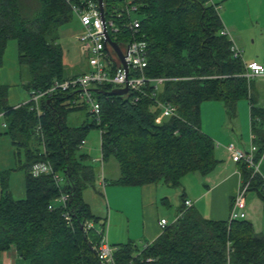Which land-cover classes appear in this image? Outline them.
Listing matches in <instances>:
<instances>
[{
	"label": "trees",
	"instance_id": "obj_1",
	"mask_svg": "<svg viewBox=\"0 0 264 264\" xmlns=\"http://www.w3.org/2000/svg\"><path fill=\"white\" fill-rule=\"evenodd\" d=\"M134 1L140 17L137 38L148 49L146 74L167 78L156 99L176 105L178 117L156 122L155 98L131 103V94L93 91L100 104V123L91 120L69 127L67 113L86 109L72 104L71 92H58L48 102L41 100L38 115L30 103L8 105V86L0 84V115L5 124L1 134L10 138L15 154L19 156L22 149L24 157L20 167L23 199L12 198L7 190L8 172L0 173V255L13 247L28 264H99L95 246L100 237L81 228L84 220L101 221L83 200V192L94 189L97 178L89 155L79 147L91 128L103 130L101 160L112 157L117 162L118 176L109 181L115 186L163 183L178 188L188 174H209L216 165L215 143L200 127V105L207 100L221 101L232 118L236 102L247 99L258 145L256 158L264 152V107L254 106V79L244 77L241 58L232 57L231 41L222 33L214 5L208 0ZM37 4L29 17L22 0H0V66L7 41L14 39L18 63L29 73L23 85L27 92L69 77L53 31L70 21L72 13L64 0H37ZM130 38L129 32L118 34L122 41ZM96 88L113 89L110 84ZM37 125L42 141L35 132ZM36 162H46L62 174L64 185H57L50 175L32 177L29 169ZM239 165L246 180L250 171ZM250 188L264 203V181L259 175L252 178ZM63 194L69 196L64 208L55 205ZM114 248V260L121 264H142L146 258L153 260L149 264H264V236L255 233L252 223L246 219L211 221L194 208L186 210L143 252L132 244Z\"/></svg>",
	"mask_w": 264,
	"mask_h": 264
},
{
	"label": "built area",
	"instance_id": "obj_2",
	"mask_svg": "<svg viewBox=\"0 0 264 264\" xmlns=\"http://www.w3.org/2000/svg\"><path fill=\"white\" fill-rule=\"evenodd\" d=\"M68 5L72 16L79 23L80 31L75 35L76 41L79 43L81 53L86 59L87 69L77 75L69 76L63 80H54L50 86L44 89L30 91L29 99L24 103H30V109L34 110L38 115L41 114V100H49L58 92H71L73 99L72 104L83 105L90 119L95 123H100V104L94 95L93 88L100 85L110 84L113 88L127 87L128 91L125 94H131L130 102L138 103L140 99L148 97L156 99V92L159 86L167 79L164 77H154L146 74L147 67V44L144 40L137 38V33L140 27L139 6L134 0H64ZM208 3L213 4L215 9L218 5L213 0H208ZM102 8V11H101ZM104 17V20L102 19ZM107 32L111 41L115 42L122 52L123 61L118 57L113 48L106 44L104 32ZM129 32L131 38L128 41L118 39V34ZM222 33L226 34L223 30ZM121 43V44H119ZM230 50L232 57L241 58V50L231 42ZM243 76L247 79H252L262 75L264 68L262 64L251 61L244 63ZM126 70V71H125ZM155 107L159 109V114L156 116V122H159L163 117H178L177 106L160 100H155ZM1 116V115H0ZM2 117V116H1ZM90 120V121H91ZM3 126L5 124L3 123ZM35 132L41 136V126L37 125ZM101 140L102 129H98ZM86 144L85 139L81 140L79 147L82 148ZM231 160L235 164H244L250 171L246 180L241 181L240 188L233 198V202L228 215V222L245 219L246 210V193L250 188V181L256 175H259V161L256 158L257 147L254 143H250L249 148L238 145L237 143H228L225 146ZM94 161V160H93ZM101 165L102 160L100 159ZM99 172L100 185L105 186L102 166ZM32 177L50 175L55 183L60 184V178L55 173L52 167L46 162H36L29 169ZM68 195H60L55 202H59L61 207L66 206ZM192 207L190 201L183 202V208L177 213L173 222H168L165 219L158 221V227L161 233L171 224L180 219L186 210ZM49 210H53L50 206ZM66 220H69L65 214ZM95 222L84 220L82 229L85 233L95 231ZM99 232L95 233L100 237L98 244L95 246L96 257L99 264H121L114 260V252L116 249L107 241V221H99ZM150 243L144 244L140 253L143 252ZM140 253H137L139 255ZM153 260L146 258L141 260L142 264L152 263ZM126 264H134L129 262Z\"/></svg>",
	"mask_w": 264,
	"mask_h": 264
},
{
	"label": "crops",
	"instance_id": "obj_3",
	"mask_svg": "<svg viewBox=\"0 0 264 264\" xmlns=\"http://www.w3.org/2000/svg\"><path fill=\"white\" fill-rule=\"evenodd\" d=\"M213 2L219 6L217 12L223 24V30L229 40L241 50L243 64L256 61L262 64L264 68V48L263 52H260L259 49L260 45H262V37L264 38V0H213ZM78 30L80 31L79 23ZM249 38H251V42ZM250 44H256L254 45V50ZM85 70L83 69L79 73ZM252 79L254 80L252 81L251 96L254 100V106L264 107V92L260 95V92L258 93L256 89V84L260 82L264 87V71L262 75ZM243 100L247 102V110H245L246 115L242 116V122L241 113L245 103L241 99L236 102L235 114L232 118L228 116L223 103H220L222 107L210 110L214 114H221L225 118V115L228 116L231 121L230 129L234 135H229V130H226L224 126L226 120L225 122L223 121L224 123L220 122L215 128H211L212 120L204 117L200 109L201 130L216 143L214 147L216 165L206 176H201L198 173L188 174L182 178L181 185L178 188H170L163 183H157L141 187L114 186L115 188L110 187L106 190V192L109 191L113 195L111 203L109 204L108 202L110 208L107 216L105 214V216L98 218L101 221L106 220L107 224L109 222L112 223L110 242L108 241L110 245L116 247L132 244L139 250L144 244L152 243L161 234L158 221L165 219L170 223L173 222L177 213L183 208V202L187 200L192 203L191 208L197 210L208 220L226 221L228 219L233 198L240 188L242 175L240 173V165L235 164L231 160L225 146L228 143L235 142L248 149L250 143H254L258 148L255 136L251 131L250 104L247 99ZM210 101L216 102L215 100ZM237 107L240 112V119H238L239 129L234 125L237 117ZM262 127L264 128L263 120ZM93 160L91 158V161ZM258 170L259 176L264 181V152L260 157ZM193 174H198L199 176H190ZM116 176L118 174L113 178L116 179ZM191 179H193L194 187L189 182ZM98 186L101 187L100 182H98ZM117 200L119 201V207L116 205ZM250 207L251 204L248 203L246 197L245 219L250 215ZM257 207L259 208V206ZM130 213L136 214L141 220V228L133 233L129 227ZM246 220L252 223L253 219L250 216ZM0 264L28 263L18 255L15 248L11 247L1 253Z\"/></svg>",
	"mask_w": 264,
	"mask_h": 264
},
{
	"label": "rangeland",
	"instance_id": "obj_4",
	"mask_svg": "<svg viewBox=\"0 0 264 264\" xmlns=\"http://www.w3.org/2000/svg\"><path fill=\"white\" fill-rule=\"evenodd\" d=\"M24 6V12L29 16H33L35 10L38 7L37 0H22ZM79 32L78 30V21L75 17H72L70 21L64 22L62 24L56 25L53 31L55 36V42L61 46L64 53V64H65V75L70 76L75 73L81 72L83 69H87V62L83 54L81 53L79 43L75 39V35ZM251 42V38H249ZM249 44V43H248ZM254 45L250 44L251 48L254 50ZM264 48V38L262 37V45H260V52H263ZM256 53V52H255ZM29 80V73L25 65H20L17 60V47L16 41L14 39H9L6 43L2 65L0 66V84H6L8 86L7 94V104L10 106H16L22 104L29 99V94L24 88V84ZM257 81V80H256ZM258 82V81H257ZM256 89L260 95L264 92V87L262 83L256 84ZM204 102L201 104L200 109L202 110L203 116L212 120L211 128H215L220 122H225L226 130H229V135H234L230 129V120L227 115L226 118L221 114H214L213 111L217 109L216 107H222V102L219 101H210ZM245 104H243V110L241 113V122L242 116L246 115L245 110H247V102L241 99ZM238 102V101H237ZM224 112V110H223ZM237 117L234 121V125L239 129L238 119H240V112L236 110ZM218 114V115H217ZM225 114V113H224ZM90 117L87 116L86 109H80L75 111H69L66 116V125L69 127L78 126L84 121H90ZM233 121V120H232ZM3 118L0 116V134L4 132ZM208 122V121H207ZM223 122V123H224ZM210 124V122H209ZM215 124V125H214ZM243 126V125H242ZM244 128V126H243ZM217 131H219L217 129ZM232 143V142H231ZM235 143V142H233ZM216 145V143H215ZM82 152H85L89 155L90 159L93 158L95 162L90 161L94 167L96 173V182L95 188L86 189L83 192V200L88 205L91 214L94 217L101 218L102 216H107L109 211V204L111 203L112 194L109 191L106 192L108 188H115V185H110L109 181L113 180L114 176L118 174L117 162L114 158L110 157L107 161L100 162V137L99 132L96 128H91L86 136V145L81 148ZM16 150L13 144L11 143L10 138L7 135H0V173L7 171L8 172V188L11 196L15 200H20L24 198V172L20 169L23 164V150H20V155L15 154ZM102 166L103 177L105 179V186L99 187L98 182H100L99 172ZM60 178V186L64 185V178L62 174H58ZM190 176H199L198 174H193ZM117 177V176H116ZM107 180V182H106ZM193 183V179L189 181ZM116 197V196H115ZM247 201L251 204L249 209V216L252 217V223L254 226L255 233L264 236V217L262 214V209L264 203L261 198L258 197L257 192L250 188L246 193ZM109 202V204H108ZM56 206H59V202H55ZM117 207H119V201L116 202ZM256 206H259V208ZM131 214V213H130ZM132 216V217H131ZM129 215V227L130 231L133 233L138 231L141 228V220L136 216V214ZM94 230L99 232V222L95 223ZM112 228V223L109 222L107 230V241L110 242V230Z\"/></svg>",
	"mask_w": 264,
	"mask_h": 264
},
{
	"label": "water",
	"instance_id": "obj_5",
	"mask_svg": "<svg viewBox=\"0 0 264 264\" xmlns=\"http://www.w3.org/2000/svg\"><path fill=\"white\" fill-rule=\"evenodd\" d=\"M101 2H102V0H99V4H101ZM101 11H102V8H101ZM102 19L104 20V17H102ZM104 35H105L106 44L110 45L113 48V50L116 52L118 57L121 59V61L123 63V66L125 67V62L123 61L122 52L119 49L118 45L115 42L111 41V39H110V37H109V35H108V33L106 31L104 32ZM92 90L94 92L105 93V94H108V95H123V94H125L128 91V88L127 87H123V88L116 87V88L111 89L110 91H104V90H101V89H98V88H93Z\"/></svg>",
	"mask_w": 264,
	"mask_h": 264
}]
</instances>
